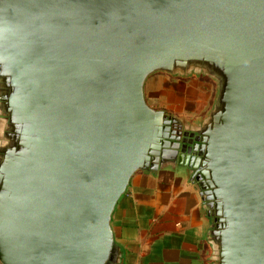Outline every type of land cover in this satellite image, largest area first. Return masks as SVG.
Listing matches in <instances>:
<instances>
[{
	"label": "water",
	"instance_id": "95a60500",
	"mask_svg": "<svg viewBox=\"0 0 264 264\" xmlns=\"http://www.w3.org/2000/svg\"><path fill=\"white\" fill-rule=\"evenodd\" d=\"M159 71L215 83L193 153ZM178 167L213 264H264V0H0V264H121L132 176Z\"/></svg>",
	"mask_w": 264,
	"mask_h": 264
},
{
	"label": "crops",
	"instance_id": "0c3cea01",
	"mask_svg": "<svg viewBox=\"0 0 264 264\" xmlns=\"http://www.w3.org/2000/svg\"><path fill=\"white\" fill-rule=\"evenodd\" d=\"M209 224L195 183L172 168L137 171L112 216L121 264H213Z\"/></svg>",
	"mask_w": 264,
	"mask_h": 264
},
{
	"label": "rangeland",
	"instance_id": "374dc122",
	"mask_svg": "<svg viewBox=\"0 0 264 264\" xmlns=\"http://www.w3.org/2000/svg\"><path fill=\"white\" fill-rule=\"evenodd\" d=\"M215 94V83L204 74L178 76L159 71L146 81V95L151 105L184 115L197 110L208 111Z\"/></svg>",
	"mask_w": 264,
	"mask_h": 264
},
{
	"label": "flooded vegetation",
	"instance_id": "af4514ba",
	"mask_svg": "<svg viewBox=\"0 0 264 264\" xmlns=\"http://www.w3.org/2000/svg\"><path fill=\"white\" fill-rule=\"evenodd\" d=\"M211 108V107H210ZM209 108V110H210ZM169 110V109H167ZM207 109L203 110H197L192 112L190 115H184L181 113L174 112L172 110H169L170 113L177 114L180 118L178 122H172L171 123V135L170 137L171 142H177L180 144V149H184L186 153L188 152H195L194 150V144L200 140L199 137H201L200 134H198L197 131H194V128L197 127V125L203 120V118L207 115L209 112ZM178 170L184 172L189 180H191L192 174L189 172V170L185 169L183 170L182 167H178ZM209 220L213 222H217L215 220V216H209L207 215ZM210 221V222H211Z\"/></svg>",
	"mask_w": 264,
	"mask_h": 264
}]
</instances>
